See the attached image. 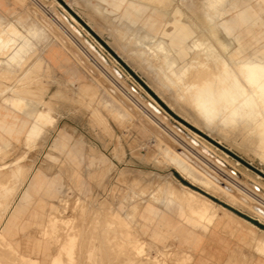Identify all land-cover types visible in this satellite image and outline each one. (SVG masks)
<instances>
[{
	"label": "rangeland",
	"instance_id": "obj_1",
	"mask_svg": "<svg viewBox=\"0 0 264 264\" xmlns=\"http://www.w3.org/2000/svg\"><path fill=\"white\" fill-rule=\"evenodd\" d=\"M11 1L9 13H0V79L10 82L7 86L0 83V93L8 90L7 96L12 97L16 93L18 97L12 104L17 108L27 109L25 100H35V109L28 111L33 124L23 160L35 159L29 167L35 166V172L43 175L48 186L41 182L33 187L35 220L29 224L26 213L32 189L25 190L18 208L11 205L19 163L0 168V185L3 180L6 182L0 186V211L10 208L8 218L13 210L19 212L13 230L5 232L0 228V264H193L190 254L151 236V224L143 225L141 217L144 204L162 205L180 217L186 212L205 221L216 220L220 222L218 227L225 228L226 234L234 238V250L252 252L264 264V217L238 197L206 186L199 180L201 176H187L175 151L155 130L165 128V136L177 147L180 143L170 138L171 132H176L185 144L193 140L201 147L208 146L207 153L235 170L242 186L253 185L252 191L264 198V95L256 83L246 78L249 69L244 66L259 55L258 49L264 44V11L260 13L258 8L263 1L226 0L219 17L213 20L204 10L206 0H154L158 5L135 0L143 13L137 20L125 13V7L133 0H124L118 9L113 7V0ZM42 12L62 21L78 42L71 37L62 41L45 29L37 16ZM149 15L158 16L162 24L167 22L165 30L181 38L179 50L173 52L178 62L174 68L166 67L156 43L139 44L134 31L126 30L129 24L152 31L145 24ZM64 16H73L86 38ZM221 23L230 28H223ZM152 33L168 43L170 38H176L161 30ZM241 33L246 34L249 45L242 54L232 51L238 48ZM257 37L260 40L255 42ZM50 43L62 50H45ZM77 53L83 58L79 59ZM49 56H54L56 62ZM207 64L214 65L216 71L220 65L219 74H211L214 68ZM192 72L203 75L194 76ZM191 74L193 78L189 79ZM201 75L214 77L213 81L203 77L207 83L203 79L205 84L199 83ZM22 76L35 86V92L27 94L24 81L18 79ZM194 77L200 79L196 81ZM232 80L242 83L243 92L232 94L231 100L228 88ZM109 84L117 87L120 97L126 99L128 94L137 104L129 101L133 108L126 107L108 91ZM141 115L153 121L154 128ZM63 134L66 142L61 138ZM256 186L261 191L255 190ZM175 190L183 199L175 196ZM257 204L264 209V204ZM2 223L6 224V216ZM244 257V263L252 259Z\"/></svg>",
	"mask_w": 264,
	"mask_h": 264
},
{
	"label": "crops",
	"instance_id": "obj_2",
	"mask_svg": "<svg viewBox=\"0 0 264 264\" xmlns=\"http://www.w3.org/2000/svg\"><path fill=\"white\" fill-rule=\"evenodd\" d=\"M123 1L124 0H113V7L116 9L120 8L123 4ZM148 1L157 4V2L154 0ZM11 4V0H0V13L8 14ZM165 10L167 12L166 8ZM125 13L134 20L142 17L143 14L141 5L137 4L135 0L128 3V5L125 7ZM146 20L147 21L145 24L149 25L153 32L156 30H161L164 32V34H167L170 37L176 36V38H174V40L170 38L168 43L165 39L159 37L157 38L153 35L152 31L145 30L144 27L138 26L133 28L129 24L126 25V30L134 31L133 35H135L136 41L139 44L147 46L148 42L150 41L156 43V51L161 52L162 57L166 61V67L168 66V68H174L176 65H178V62L176 57L173 55V52L174 50L176 52L179 50L177 45L180 43L181 38L177 34L175 35L168 33L165 30V24L167 22L162 24L163 21H161V19L159 21L158 16L153 17L149 15ZM69 21L77 26V24H75L76 19L73 16L72 19H69ZM48 49L51 51L62 50L57 44H53L52 46V43L45 47V50ZM49 57L51 61H55L54 56ZM18 79L24 81L22 84L24 89L27 91V94L35 92V86L29 84L30 81H28L27 78L25 79L22 76ZM0 83L7 86L10 82L0 79ZM7 91L8 90H6L4 93H0V168L5 164L19 163V167L16 169V175L18 177L17 179L19 181H17L15 186L17 190L14 194L11 193V197L15 195L14 199L11 201L12 208L14 209L18 208L22 203V197L25 194V190L29 189V187L33 185L35 178L34 166L33 169H31V171L28 173L29 175H27L26 179L24 180L26 184H24L21 179V175L24 170L28 168L31 163L35 164V159L33 160L29 158L27 160H23V154L28 146V133L33 124V117L27 111L35 109V100H25L28 102L27 109H24L23 107L17 108L12 104V101L17 99L18 96L16 93H14L15 97L7 96ZM34 203L35 189L33 190L32 188V197L27 203L28 210L26 213V217H30L29 224L31 221L35 220V208L33 207ZM30 204H32V206H30ZM6 211H3L2 213L0 211V225L5 216L6 220L8 219L7 213L9 208ZM29 211L32 213L28 214ZM2 214L5 215L2 216ZM141 217L143 219V225L151 224V236L164 245H174L181 251L190 254L193 257V264H262L258 256L252 252L250 253L246 250L242 253L239 250H234L236 249L233 247L232 242V239L234 238L226 234L225 228L218 227L220 222H217L216 220L212 222L205 221L185 212L182 213L183 219L175 212L166 209L162 205L156 204H144ZM185 219L187 221L190 220L189 222L191 224ZM244 222H246V225L249 224L247 220H244ZM153 223L158 224L159 226H153ZM196 223H199L198 225H201L204 228L198 227ZM244 256H249V258L252 256L253 259H248L247 263H244Z\"/></svg>",
	"mask_w": 264,
	"mask_h": 264
},
{
	"label": "bare ground",
	"instance_id": "obj_3",
	"mask_svg": "<svg viewBox=\"0 0 264 264\" xmlns=\"http://www.w3.org/2000/svg\"><path fill=\"white\" fill-rule=\"evenodd\" d=\"M226 0H206V2H205V9L204 10H206L209 14V19H211V20H213V19H217L218 17H219V15H220V8H221V6L224 4V2H225ZM263 1V4H261V3H258V8H259V12L261 13V12H263L264 11V0H262ZM146 2V1H145ZM171 3V2H170ZM235 4V3H234ZM158 5V4H157ZM237 5V4H236ZM236 5H233V7H236ZM168 6V5H167ZM199 6H201V5H199ZM200 8V7H199ZM256 8V7H255ZM258 8H256V9H258ZM204 12V11H203ZM46 13V12H45ZM214 13V14H213ZM259 14V13H258ZM47 14H43V12H42V14H38L37 16L39 17V19H40V22L42 23V25L44 26V28L45 29H47V30H49L50 32H52V33H55L62 41H65V39H67V38H69V37H71V39H73L74 41H75V43H77L78 41H77V38H75V37H73V36H71L70 34H73L72 33V31L70 32L69 31V28H67V26H65L64 25V23L62 22V21H58L57 22V20H55V19H53L51 16L49 17H47L46 16ZM65 17V16H64ZM67 20H69L67 17H65ZM202 19H203V17H202ZM259 19H260V21L262 20V15H260L259 16ZM204 21H205V17H204V19H203ZM202 20V21H203ZM203 23V22H202ZM204 23H206V21L204 22ZM72 24V23H71ZM220 25H222V27L223 28H230L229 26H226L225 24H220ZM259 25H262V22H260L259 23ZM42 26V27H43ZM218 26H219V24H218ZM72 27L74 28L75 26H74V24H72ZM195 27V26H194ZM213 27V26H212ZM220 27V26H219ZM58 28L60 29V30H58ZM216 28V27H215ZM75 29V28H74ZM207 29V28H206ZM249 29V28H248ZM244 30H246V29H244ZM212 31H214V29L212 30ZM250 31V30H249ZM261 31H263V33H261V36L262 35H264V29L263 30H261ZM78 32L80 33V35H83V32L82 31H80V30H78ZM208 32H209V30H208ZM214 34H215V31H214ZM238 34V33H237ZM253 34V33H252ZM216 35V34H215ZM218 35H220V34H218ZM245 36H246V34L245 33H241L239 36H238V40H237V46H238V48L237 49H234V50H232V51H239V52H241V54H242V52H244L245 50H247V49H249L248 47H249V45H247V42H246V40H245ZM1 37H3V38H5L4 36H2L1 35ZM65 37H67V38H65ZM73 37V38H72ZM190 37V36H189ZM202 38H203V36H201ZM219 37V36H218ZM255 37V36H254ZM144 38V37H143ZM206 38V37H205ZM220 38V37H219ZM218 38V39H219ZM193 40H195V39H193ZM200 40V39H199ZM198 40V41H199ZM203 40V39H202ZM220 40V39H219ZM258 40H260L258 37H257V39L255 40V42H257ZM4 41V40H3ZM218 42V41H217ZM226 42V41H225ZM8 43V42H7ZM64 43V42H63ZM163 43V42H162ZM166 43V42H165ZM192 43V42H191ZM227 43V42H226ZM4 44L6 45V43L4 42ZM223 44V43H222ZM208 45V44H207ZM213 45V44H212ZM226 46V45H225ZM3 47V46H2ZM171 48V47H170ZM208 49V48H207ZM206 50V49H205ZM212 50V49H211ZM96 51H97V48H96ZM255 50H253V52H254ZM258 51L260 52L259 53V55L258 56H253L252 58H250L249 60H248V62L247 63H245L244 64V66L245 67H247L248 69H249V71L247 72V73H245V76H246V78L247 79H249L251 82H254V83H256L258 86H259V88L261 89V92H262V95H264V44L262 45V46H260L259 47V49H258ZM198 52V51H197ZM201 52V51H200ZM238 52V54L240 55V53ZM97 53H98V51H97ZM212 53V52H211ZM237 54V53H236ZM237 54V55H238ZM77 55H78V57H79V59L80 58H83L82 56H81V54H79V53H77ZM233 55V54H232ZM102 56V55H101ZM231 56V55H230ZM104 59H105V57L104 56H102ZM170 57V56H169ZM197 58V57H196ZM217 58V57H216ZM229 58H231V57H229ZM214 59V58H213ZM218 59V58H217ZM196 60V59H195ZM200 60V59H199ZM202 60V59H201ZM203 60H204V58H203ZM219 60V59H218ZM229 60V59H228ZM239 60H240V58H239ZM221 61V60H220ZM210 63H212L211 61L209 62V64ZM209 64H207L210 68L211 67H213L214 65H209ZM213 64H216V63H213ZM156 65V64H155ZM169 65V64H168ZM197 65V64H196ZM217 65V64H216ZM215 65V66H216ZM220 66V65H219ZM219 66H217L218 68H219V70H218V68L216 67V69L218 70V71H216L215 70V67H213V68H211V69H213V70H211L210 68H209V71L211 70L212 71V73H211V71H210V73L211 74H213V72H217L216 74H219V72H220V67ZM98 67H100V66H98ZM240 67V65L239 66H237V68H239ZM197 68H198V65H197ZM207 68V67H206ZM236 68V69H237ZM102 69V68H101ZM192 69V68H191ZM190 69V70H191ZM199 69V68H198ZM187 70V69H186ZM190 70H188V72L190 71ZM195 70V69H194ZM227 70V69H226ZM195 71H197V70H195ZM195 71H193V72H195ZM199 71H202V70H198L197 72H199ZM204 71H206V73H208L209 71L207 70V69H204ZM208 71V72H207ZM223 71V70H222ZM243 71V70H242ZM102 72L103 73H105L106 71H103L102 70ZM191 72V71H190ZM192 72V73H193ZM228 72V71H227ZM170 73V72H169ZM203 73H205V72H203ZM168 74V73H167ZM187 74V73H186ZM189 75H190V73H188ZM194 74V73H193ZM196 74V73H195ZM194 74V76H199L200 74H202V72H200L199 73V75L198 74H196L195 75ZM209 74V73H208ZM207 74V75H208ZM221 74V73H220ZM241 74V73H240ZM168 75H170V74H168ZM203 75V74H202ZM202 75H201V77H202ZM214 75V74H213ZM212 75V76H213ZM109 76V75H108ZM183 76V75H182ZM188 76V75H187ZM186 75H185V77H187ZM211 76V75H210ZM229 76V75H228ZM227 76V77H228ZM161 77V76H160ZM160 77H159V79H160ZM190 77H192L193 78V76H192V74H191V76H189V79H190ZM203 77H205L206 78V76H203ZM203 77L201 78V80L199 81V83H204V82H201L202 81V79H203ZM199 79H200V77H198ZM197 78V79H198ZM203 79L204 81H206V79L209 81H211L214 77H212V79H209V77L208 78H206V79ZM217 78V77H216ZM221 78V77H220ZM162 79V78H161ZM185 79V78H184ZM194 79L197 81V79H196V77H194ZM227 79V78H226ZM228 79H229V77H228ZM227 79V80H228ZM194 80V81H195ZM216 80V79H215ZM224 80V79H223ZM239 80V79H238ZM238 80H232L231 82H230V84H229V88H228V90H229V93H230V95L232 96L231 97V100H232V98L234 97L233 95H237V94H239V93H241L242 94V89H241V87H242V83L240 82V81H238ZM190 81H192V80H190ZM189 81V82H190ZM193 81V82H194ZM209 81V82H210ZM213 81V80H212ZM211 81V82H212ZM225 81V80H224ZM178 82V81H177ZM184 82V81H183ZM209 82H208V84H209ZM216 82H218V80H216ZM215 82V83H216ZM167 83V82H166ZM176 83V82H175ZM199 83H198V89L196 88V87H194V88H192V89H197V90H199V88L201 89V85H200V87H199ZM206 83H207V81H206ZM220 83H221V81H220ZM226 82H224V84H225ZM181 84V83H180ZM205 84V83H204ZM204 84H202V85H204ZM210 84H212V83H210ZM210 84H209V86H210ZM216 84H218V83H216ZM223 84V86H225ZM236 84V85H235ZM213 85V84H212ZM211 85V86H212ZM220 85V84H219ZM227 85V84H226ZM216 86V85H215ZM169 87V86H168ZM183 87V86H182ZM213 87V86H212ZM219 87V86H218ZM170 88V87H169ZM176 88V87H175ZM214 88V87H213ZM226 88V87H225ZM107 89H108V91L113 95V96H115V97H117L118 99H119V101L121 102V103H123L126 107H128V108H130V109H132L133 108V106L131 105V103H129V101H131L133 104H137L136 103V100L134 99V97H133V99L128 95V94H126V99H128V100H126V99H124V98H122V97H120V95L119 94H117V87H115L114 85H107ZM132 89H134L137 93H139L138 92V90L137 89H135V88H132ZM172 89H173V87H172ZM182 90H183V88H182ZM196 90V91H197ZM226 90V89H225ZM173 91V90H172ZM184 91V90H183ZM187 91H188V89H187ZM196 91H195V93H196ZM174 92H176V91H174ZM227 92V91H226ZM246 92V91H245ZM180 93V92H179ZM188 93H190V92H188ZM188 93H186V94H188ZM197 94V93H196ZM223 94V93H222ZM227 94V93H226ZM233 94V95H232ZM199 95V94H198ZM223 95H225V94H223ZM222 95V96H223ZM187 96V95H186ZM200 97L202 96V95H199ZM226 97V96H225ZM186 98V97H185ZM185 98H183V99H185ZM222 98V97H221ZM236 98V97H235ZM183 99H181V100H183ZM187 99V98H186ZM191 99H192V96H191ZM200 99H203V98H200ZM190 100V99H189ZM224 100V99H223ZM253 100H254V98H253ZM14 101V100H13ZM184 102H186L185 100H183ZM190 101H192V100H190ZM193 101H195V100H193ZM198 101V100H197ZM246 101V100H245ZM201 102V101H200ZM233 102H235V101H233ZM243 102V101H242ZM22 103V102H21ZM195 103V102H194ZM197 103V102H196ZM195 103V104H196ZM199 103V102H198ZM204 103V102H203ZM229 103V102H228ZM231 103V102H230ZM187 104H189V103H187ZM200 104V103H199ZM243 104V103H242ZM14 105V104H13ZM196 105H198V104H196ZM247 105H249V103L247 104ZM192 106H194V105H192ZM201 106L203 107V104H201ZM250 106V105H249ZM262 106V105H261ZM200 107V106H199ZM244 107V106H243ZM246 107V106H245ZM195 108V107H194ZM219 108V107H218ZM197 109V108H196ZM199 109V108H198ZM203 109H204V107H203ZM207 109V108H206ZM213 109V108H212ZM242 109V108H241ZM243 110V109H242ZM196 111V110H195ZM205 111V110H204ZM203 111V112H204ZM221 111V110H220ZM28 112V111H27ZM147 111H145V113H146ZM198 112V111H197ZM200 112V111H199ZM202 112V111H201ZM209 112V111H208ZM219 112V111H218ZM23 114V113H22ZM45 114V113H44ZM32 115V114H31ZM201 115H202V113H201ZM201 115H199V116H201ZM214 115V114H213ZM217 115V114H216ZM240 115V114H239ZM142 116V119L143 120H145V122H148L149 120H147V118L145 117V116H143V115H141ZM203 116V115H202ZM211 116V115H210ZM208 117H209V115H208ZM152 118V117H151ZM202 118V117H201ZM204 118V117H203ZM206 118H207V116H206ZM206 118H204V119H206ZM210 118V117H209ZM209 118H207V119H209ZM24 119V118H23ZM40 119V118H39ZM153 119V118H152ZM150 122V124H151V126L153 127L154 126V124H152L153 123V121H152V123H151V121H149ZM38 125H40V124H38ZM67 128V127H66ZM154 128V127H153ZM163 128V127H162ZM262 128V127H261ZM72 130V129H71ZM155 130H156V132H157V134L159 135V136H162L165 140H166V142L168 143V144H170V146H171V149H173L174 151H175V155H176V160L183 166V167H185L186 169L184 170L186 173V175L187 176H190V177H192L193 179H196L197 178V175L198 176H201V178L202 179H199V180H201L206 186H214V187H217V188H219L220 190H222V191H225V192H227V193H229V194H232V196L233 197H235L236 196V198L237 199H240V200H242V202H244V203H246V204H248V205H250L251 207H253V209H255V211H258L259 213V215H262V217H264V209L262 208V209H260L261 207L257 204L258 202L260 203V204H264V198L262 197L263 195H259L257 192L255 193V191L253 190L252 191V188H253V185L251 186V188H249L247 185H241V183L242 182H240V181H238V177L236 176V174H237V172L235 171V170H232V169H229V168H227V166H225V163L223 164V162L222 161H218L216 158H214V157H212V155L211 154H209V153H207V151L210 149L208 146H206V147H201L200 145H198L196 142H194L193 140H190L189 142V144L188 143H184V142H182L181 141V139L179 138V135L176 133V132H171L170 134H168V135H170V138H172V139H174V141H175V143L176 142H179L180 144V146H175V145H173L172 143H171V141L169 140V138L168 137H166L165 135H167V130L164 128V129H161V128H155ZM169 133V132H168ZM62 140H64L65 142H66V138H65V135L63 134L62 135ZM69 138V137H68ZM67 138V139H68ZM185 141V140H184ZM186 142V141H185ZM264 145V144H263ZM199 146V147H198ZM79 148V147H78ZM78 148H77V150H78ZM203 148H205V149H203ZM81 151V150H80ZM74 153V151H71V153ZM263 154V153H262ZM74 156V155H73ZM82 156V155H81ZM65 164V163H64ZM70 168V167H69ZM72 168V167H71ZM75 168V167H74ZM31 169H33V166H30L29 168H27L24 172H23V182H24V180L26 179V177H27V175H29L28 173L31 171ZM44 170V169H43ZM47 171V170H46ZM45 172V171H44ZM5 173H7V172H5ZM47 173V172H46ZM3 174H4V172H3ZM8 174V173H7ZM50 174V173H49ZM9 175V174H8ZM7 175V176H8ZM2 177H3V175H1ZM4 177H5V175H4ZM20 177V176H19ZM5 178H7V177H5ZM9 178V177H8ZM7 178V179H8ZM15 178V177H14ZM2 178H0V180H1ZM4 179V178H3ZM6 179V180H7ZM16 179V178H15ZM28 179V178H27ZM9 181V180H8ZM7 181V182H8ZM3 182H4V180H3ZM3 182H2V184H3ZM14 182H15V184L17 183V180L15 181L14 180ZM42 182V184L44 185V184H46L47 186H48V183H46V181L44 180V178H43V175L40 173V172H35V178H34V182H33V185H31L30 187H29V190L30 189H32L33 187H34V185H35V188H36V185H39V183H41ZM1 183V182H0ZM4 183H6V182H4ZM1 184V185H2ZM14 184V185H15ZM24 184H26V182H24ZM0 185V186H1ZM5 185V184H4ZM7 185V184H6ZM8 185H9V182H8ZM12 185V184H11ZM170 185V184H169ZM19 186V185H18ZM168 186V185H167ZM167 186H165V187H167ZM176 186V185H175ZM255 186V185H254ZM24 187V186H23ZM170 187V186H169ZM177 187V186H176ZM14 188V187H13ZM186 188V187H185ZM65 189V188H64ZM176 189V188H175ZM177 189H179V188H177ZM193 190V189H192ZM255 190H260V188L259 187H257L256 186V189ZM174 191V190H173ZM196 191V190H195ZM237 191H239L240 192V195H241V193H242V196H240L239 195V193H237ZM261 191V190H260ZM259 191V192H260ZM12 192V191H11ZM172 192V191H171ZM45 193V192H44ZM48 193V192H47ZM175 196L176 197H179V199L181 198L180 196H181V194L180 193H178V191L176 192V190H175ZM182 193V192H181ZM262 193V192H261ZM187 194H185V196H186ZM55 196V195H54ZM164 196V195H163ZM172 197H173V195H172ZM205 197V196H204ZM11 198V197H10ZM25 198H27V196H25ZM154 198V197H153ZM156 198V197H155ZM155 198H154V201H155ZM208 198V197H207ZM235 198V199H236ZM31 199V198H30ZM181 199H183V198H181ZM180 199V200H181ZM187 199V198H186ZM191 199V198H190ZM3 200V199H2ZM1 200V201H2ZM27 200V199H26ZM150 200V199H149ZM209 200V199H208ZM208 200L206 201V202H208ZM9 201V200H8ZM25 201V200H24ZM30 201V200H29ZM28 201V202H29ZM81 201V200H80ZM65 201H63V203H64ZM213 202V201H212ZM61 203V202H60ZM157 203V202H156ZM203 203V202H202ZM211 203V202H210ZM191 204V203H190ZM204 204V203H203ZM212 204V203H211ZM3 205V204H2ZM69 205V204H68ZM77 205V204H76ZM205 205V204H204ZM207 205V204H206ZM214 205V204H213ZM9 206V205H8ZM63 206V205H62ZM259 207V208H258ZM263 207H264V205H263ZM73 208V207H72ZM201 208V207H200ZM199 208V209H200ZM10 209V208H9ZM193 210H194V208H192ZM257 209V210H256ZM191 211V210H190ZM195 211V210H194ZM186 213V212H185ZM196 213L198 214V212L196 211ZM207 213V212H206ZM54 214V213H53ZM78 214V213H77ZM80 214V213H79ZM127 214V213H126ZM129 214V213H128ZM18 215H19V212L17 211V212H14V210H13V215H9L10 217L6 220V224H3V225H1L0 226V228L2 227L3 229H5V232H7L10 228V230H13V225L12 224H15L16 223V220H17V218H18ZM82 215V214H81ZM84 215V214H83ZM206 215V214H205ZM199 216V215H198ZM201 216H203V214H201ZM207 216V215H206ZM78 217H82V216H78ZM23 218V217H22ZM76 218V217H75ZM126 218V217H125ZM83 219V218H82ZM129 219V218H128ZM190 219V218H189ZM205 219V218H204ZM78 221V220H77ZM126 221V220H125ZM190 221V220H189ZM200 221H201V219H200ZM124 222V221H123ZM127 222V221H126ZM195 222V221H194ZM27 224H28V221L26 222ZM119 223H120V221H119ZM131 223V222H130ZM202 223H204V222H202ZM25 224V223H24ZM75 224V223H74ZM197 224V223H196ZM199 224V223H198ZM197 224V225H198ZM7 225V226H6ZM23 225V224H22ZM73 225V224H72ZM133 225V224H132ZM25 226H26V224H25ZM128 227V226H127ZM25 228V227H24ZM59 228V227H58ZM122 228V227H121ZM129 228V227H128ZM207 228V227H206ZM238 228V227H237ZM46 230V229H45ZM59 230V229H58ZM112 231V230H111ZM1 232V231H0ZM10 232V231H9ZM13 232H15V231H13ZM113 232H114V230H113ZM123 232V231H122ZM124 232H125V230H124ZM123 232V233H124ZM68 233H70V232H68ZM83 233V232H82ZM5 234H7V233H5ZM13 234V233H12ZM47 234H48V231H47ZM60 234H61V232H60ZM63 234V233H62ZM72 234V233H71ZM75 234V233H74ZM113 235H114V233H112ZM115 234H116V232H115ZM8 235H10V234H8ZM103 235V234H102ZM12 236V235H11ZM47 236V235H46ZM75 237H76V235H74ZM116 236V235H115ZM132 236H133V234H132ZM45 237V236H44ZM61 237V236H60ZM102 237V236H101ZM113 237V236H112ZM2 238V237H1ZM0 238V239H1ZM70 238V237H69ZM74 238V237H73ZM110 238H111V235H110ZM134 238V237H133ZM53 239V238H52ZM104 239V238H103ZM72 240V239H71ZM78 240V239H77ZM76 241V240H75ZM77 242V241H76ZM133 242V241H132ZM9 243V242H8ZM101 243V242H100ZM102 243H105V242H103L102 241ZM10 244V243H9ZM67 244H68V242H67ZM66 244V245H67ZM71 245V244H70ZM109 245V244H108ZM113 245V244H112ZM10 246V245H9ZM52 246V245H51ZM72 246V245H71ZM74 246H75V244H74ZM73 246V247H74ZM101 246V245H100ZM259 246H260V244H259ZM261 246H262V244H261ZM111 246H109V248H110ZM113 247V246H112ZM8 248H10V247H8ZM127 248V247H126ZM2 249V248H1ZM13 249V248H12ZM74 249V248H73ZM106 249H108V248H106ZM143 249H146V247L145 248H143ZM3 251H4V249H2ZM105 250V249H104ZM6 251H8V249L6 250ZM5 251V252H6ZM109 251H111V249L109 250ZM12 252H14V251H12ZM55 252V251H54ZM53 252V253H54ZM106 252V251H105ZM108 252V251H107ZM2 253V252H1ZM10 253H11V251H10ZM59 253V252H58ZM64 253V252H63ZM70 253V252H69ZM74 253V252H73ZM112 253V252H111ZM2 254H4V253H2ZM56 254V253H55ZM6 255V254H5ZM60 255V254H59ZM62 255V254H61ZM175 255V254H174ZM182 255V254H181ZM12 256V255H11ZM105 256H106V254H105ZM113 255H111L110 257H112ZM60 257V256H59ZM59 257H57V258H59ZM72 257V256H71ZM108 257V256H107ZM109 257V258H110ZM118 257V256H117ZM108 258V259H109ZM123 258V257H122ZM56 259V258H55ZM112 259V258H111ZM110 259V260H111ZM124 259V258H123ZM253 259V258H252ZM62 260H63V258H62ZM115 260V259H114ZM108 261V260H107ZM112 261V260H111ZM119 261V260H118ZM115 262H117V261H115ZM103 263H105V262H103ZM110 263V262H109ZM120 263V262H119ZM150 263V262H149ZM69 264V263H68ZM106 264V263H105ZM113 264V263H112ZM116 264V263H115ZM178 264V263H177Z\"/></svg>",
	"mask_w": 264,
	"mask_h": 264
},
{
	"label": "water",
	"instance_id": "obj_4",
	"mask_svg": "<svg viewBox=\"0 0 264 264\" xmlns=\"http://www.w3.org/2000/svg\"><path fill=\"white\" fill-rule=\"evenodd\" d=\"M92 44V43H91Z\"/></svg>",
	"mask_w": 264,
	"mask_h": 264
}]
</instances>
